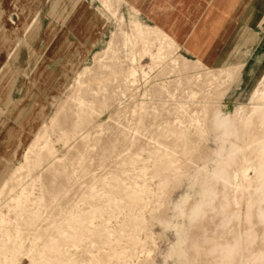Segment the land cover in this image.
<instances>
[{"label":"rangeland","instance_id":"374dc122","mask_svg":"<svg viewBox=\"0 0 264 264\" xmlns=\"http://www.w3.org/2000/svg\"><path fill=\"white\" fill-rule=\"evenodd\" d=\"M97 1L91 26L85 0H0V264H158L151 219L218 107L243 123L231 202L264 205V0L243 66Z\"/></svg>","mask_w":264,"mask_h":264},{"label":"clouds","instance_id":"9594fccd","mask_svg":"<svg viewBox=\"0 0 264 264\" xmlns=\"http://www.w3.org/2000/svg\"><path fill=\"white\" fill-rule=\"evenodd\" d=\"M242 126L223 107L211 111L203 155L173 178L151 219L158 264H264V205L241 209L229 196Z\"/></svg>","mask_w":264,"mask_h":264},{"label":"crops","instance_id":"0c3cea01","mask_svg":"<svg viewBox=\"0 0 264 264\" xmlns=\"http://www.w3.org/2000/svg\"><path fill=\"white\" fill-rule=\"evenodd\" d=\"M85 1L89 6H83L86 11H92L93 17L89 20L87 15L77 16L78 24L99 25V12L92 4L99 1ZM254 2L255 0H124L123 3L130 9L139 10L147 23L159 26L192 59L206 66H243L248 62L245 60L246 53L244 54L249 47L247 39L254 38L256 45L261 34L258 26L260 21L256 20L260 18V14L254 13L253 9L247 10ZM90 33L93 36L96 34L94 31ZM92 35L87 38L92 39ZM256 53L257 60L254 63L255 66L258 65L259 74L262 75L264 51L259 49Z\"/></svg>","mask_w":264,"mask_h":264},{"label":"bare ground","instance_id":"6f19581e","mask_svg":"<svg viewBox=\"0 0 264 264\" xmlns=\"http://www.w3.org/2000/svg\"><path fill=\"white\" fill-rule=\"evenodd\" d=\"M1 11V10H0ZM0 16H1V12H0ZM18 100V99H17ZM5 184V183H4ZM20 188H21V186H20ZM10 192V191H9Z\"/></svg>","mask_w":264,"mask_h":264}]
</instances>
